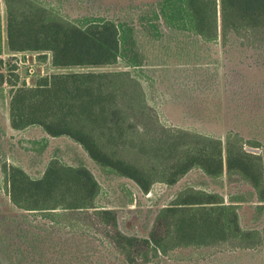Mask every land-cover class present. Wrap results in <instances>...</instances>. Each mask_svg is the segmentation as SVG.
<instances>
[{
    "label": "rangeland",
    "instance_id": "obj_1",
    "mask_svg": "<svg viewBox=\"0 0 264 264\" xmlns=\"http://www.w3.org/2000/svg\"><path fill=\"white\" fill-rule=\"evenodd\" d=\"M4 1L0 0V260H3L4 244L8 250L29 248L26 261L30 264H129L103 239L100 231L104 228L95 217L81 218L83 213L78 209H57L49 214L28 211L10 200L8 167L17 166L28 177H38L54 159L63 165L81 164L90 171L97 183L93 203L113 209L115 226L125 234L139 237L152 230L161 233L165 224L164 218L158 219V213L163 206L178 200L185 189L218 193L223 203L233 206L239 228L256 231L245 240L227 237L181 243L156 255L138 243L131 250L139 253L134 264H264V197L259 196L264 195V39L260 40L261 35L252 33L245 39L230 32L224 38L218 34L213 40H205L187 28L167 26L158 14L156 36L151 27H142L140 18L143 13L149 15V6H155L158 0H28L42 6L46 14L74 24H82L88 17L129 21L135 27L136 44L144 56L139 66L125 65L119 58L110 64L52 65L50 52L45 51L44 57H39L44 59L39 75L127 71L136 79L141 92L134 116L130 114L128 119L145 134L143 137L158 138L165 147L163 154L170 150L168 142L181 136L182 142L194 141L196 137L219 138L222 158L228 135L233 147L247 144L259 148L258 153H253L258 159L252 163L261 178L259 193L239 172L224 169L221 175L210 177L196 165L170 184L155 175L144 192L131 179L95 163L67 136L51 137L34 124L20 129L10 126L12 94L19 87L32 85L37 74L32 75V83H27V73H19V65L25 63L24 54L5 49ZM183 20L188 22L186 16ZM10 68L16 75L9 72ZM24 231L37 235L20 236ZM143 254L147 261L141 260Z\"/></svg>",
    "mask_w": 264,
    "mask_h": 264
},
{
    "label": "trees",
    "instance_id": "obj_2",
    "mask_svg": "<svg viewBox=\"0 0 264 264\" xmlns=\"http://www.w3.org/2000/svg\"><path fill=\"white\" fill-rule=\"evenodd\" d=\"M4 4L5 49L33 53L39 64L44 65V59L39 57L45 51L50 52L52 65L110 64L119 58L125 65L139 66L144 60L136 44L135 27L129 21L88 17L84 23L74 24L46 14L42 6L28 0H5ZM148 11L140 23L145 29L151 27L156 36L160 14L167 26L187 28L205 40H213L218 34L224 38L230 32L245 39L258 32L260 40L264 39V0H158ZM1 48L0 36V52ZM24 58L23 55V61ZM9 72L16 75L12 68ZM34 80L32 85L17 88L11 96L9 124L13 128L34 124L51 137L67 136L95 163L131 179L144 192L155 175L170 184L192 165L210 177L221 175L224 169L239 172L260 192L261 178L252 168L257 155L231 146L229 135L223 158L217 137L205 140L194 135L198 140L191 142L177 137L168 142L170 150L166 154L158 138L143 137L145 134L128 119L130 114L134 116L141 100L140 86L125 70L41 74L35 75ZM7 176L8 196L18 208L44 214L78 209L83 213L81 218L95 217L104 228L100 231L103 239L129 264L137 263L135 257L139 253L131 250L138 243L156 255L176 244L227 237L245 240L256 234L251 229H240L233 206L223 203L213 191L185 189L178 200L163 206L158 213V219L164 218L163 231L152 230L138 237L116 228L113 209L93 203L97 183L81 164L63 165L53 159L38 177H28L17 166L8 167ZM27 234L37 235L24 231L20 236ZM2 250L0 264H30L26 261L29 248L8 250L3 244ZM141 260H148L146 254Z\"/></svg>",
    "mask_w": 264,
    "mask_h": 264
},
{
    "label": "water",
    "instance_id": "obj_3",
    "mask_svg": "<svg viewBox=\"0 0 264 264\" xmlns=\"http://www.w3.org/2000/svg\"><path fill=\"white\" fill-rule=\"evenodd\" d=\"M41 67H42L41 64H36V66H35V74L39 75L41 73ZM19 73L22 74V75H24L26 73L25 65H20L19 66ZM26 81L29 84L32 83V76H27L26 77ZM242 148L245 151H248V152H251V153H258L259 152V148L258 147L247 145V144H244L242 146Z\"/></svg>",
    "mask_w": 264,
    "mask_h": 264
},
{
    "label": "built area",
    "instance_id": "obj_4",
    "mask_svg": "<svg viewBox=\"0 0 264 264\" xmlns=\"http://www.w3.org/2000/svg\"><path fill=\"white\" fill-rule=\"evenodd\" d=\"M24 57H25L24 58L25 63L21 65H25L27 76H32L33 74H35L36 64L39 63H36L35 56L33 53H24Z\"/></svg>",
    "mask_w": 264,
    "mask_h": 264
},
{
    "label": "flooded vegetation",
    "instance_id": "obj_5",
    "mask_svg": "<svg viewBox=\"0 0 264 264\" xmlns=\"http://www.w3.org/2000/svg\"><path fill=\"white\" fill-rule=\"evenodd\" d=\"M26 74V73H25Z\"/></svg>",
    "mask_w": 264,
    "mask_h": 264
}]
</instances>
